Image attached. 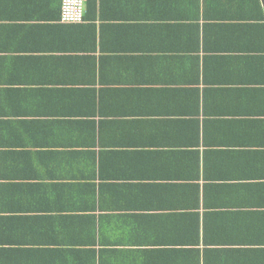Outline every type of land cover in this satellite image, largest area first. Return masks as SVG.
Instances as JSON below:
<instances>
[{"label":"crops","instance_id":"crops-1","mask_svg":"<svg viewBox=\"0 0 264 264\" xmlns=\"http://www.w3.org/2000/svg\"><path fill=\"white\" fill-rule=\"evenodd\" d=\"M60 4L0 0V264H264V1Z\"/></svg>","mask_w":264,"mask_h":264},{"label":"built area","instance_id":"built-area-1","mask_svg":"<svg viewBox=\"0 0 264 264\" xmlns=\"http://www.w3.org/2000/svg\"><path fill=\"white\" fill-rule=\"evenodd\" d=\"M87 0H61L59 21L63 24H80L83 22Z\"/></svg>","mask_w":264,"mask_h":264},{"label":"trees","instance_id":"trees-1","mask_svg":"<svg viewBox=\"0 0 264 264\" xmlns=\"http://www.w3.org/2000/svg\"><path fill=\"white\" fill-rule=\"evenodd\" d=\"M94 13H95V0H87L86 12H85L84 20H89V19L93 18L94 17ZM58 16L60 18V5H59V14H58ZM260 17H261L260 18L261 20H258L257 22L263 21V23H264V13L263 14L261 13V16ZM258 52L259 53H263V49H261L259 47ZM259 55H262V54H259Z\"/></svg>","mask_w":264,"mask_h":264},{"label":"rangeland","instance_id":"rangeland-1","mask_svg":"<svg viewBox=\"0 0 264 264\" xmlns=\"http://www.w3.org/2000/svg\"><path fill=\"white\" fill-rule=\"evenodd\" d=\"M86 4H87V1H86ZM86 4H85V12H86ZM85 12H84V16H85ZM85 20H84V17H83V22H84ZM82 22V23H83ZM81 24V23H80Z\"/></svg>","mask_w":264,"mask_h":264}]
</instances>
